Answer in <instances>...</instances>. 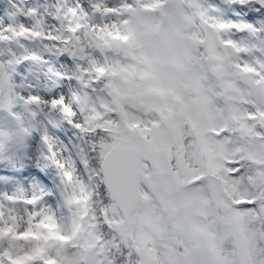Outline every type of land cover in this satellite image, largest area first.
<instances>
[{
	"label": "snow or ice",
	"instance_id": "1",
	"mask_svg": "<svg viewBox=\"0 0 264 264\" xmlns=\"http://www.w3.org/2000/svg\"><path fill=\"white\" fill-rule=\"evenodd\" d=\"M251 4L260 13L252 19L236 7ZM251 4L44 0L5 9L0 94L14 87L16 65L45 62L35 48L13 61V43L28 49L25 40L72 57L86 78L76 77L80 118L63 122L74 130L61 149L68 156L41 136L40 166L71 191L55 204L41 203L43 190L0 193V264H264V0ZM0 116L17 124L0 138L28 132L19 114Z\"/></svg>",
	"mask_w": 264,
	"mask_h": 264
},
{
	"label": "clouds",
	"instance_id": "2",
	"mask_svg": "<svg viewBox=\"0 0 264 264\" xmlns=\"http://www.w3.org/2000/svg\"><path fill=\"white\" fill-rule=\"evenodd\" d=\"M20 4L27 6L31 4L26 0H4L3 12H0V28L8 23V17L4 16L5 9L12 8V5ZM45 28L50 26L53 21L50 18L45 17ZM13 23H19V19L12 21ZM25 43L29 45L28 49L16 48L15 43L12 47L16 49V53L11 58L15 61L18 57L23 56L25 52L35 48L42 53L45 62L37 63L32 60L20 63L15 67L17 70L10 78V83L14 86L11 89H5L0 94V110H3L5 114L13 112L19 114L23 118V123L31 126V123H36L38 128L37 133L40 136L47 135L53 143L56 144V152L60 158H66L68 152L61 151L64 147L63 143L59 141L54 132L49 131L41 122L49 116L55 118V120L61 122V127L56 128L59 130H65L71 132L74 137V130L71 124L63 123L64 121L75 122L80 118L79 105L76 100V93H83V85L81 80L76 77H85L86 75L82 68L77 67V61L69 56H58L54 52H48L44 49L43 43L39 40H25ZM46 43L53 44L54 42L48 41ZM7 42H5L4 50L7 49ZM7 55L0 56V62L7 63ZM81 63H84L81 61ZM61 74H64L65 78H61ZM67 77H72L71 79ZM36 96L37 100H31L30 97ZM60 101L55 107L51 105L53 99ZM65 105L71 109V111H64ZM35 113L36 115H33ZM6 126H10L16 121L4 119L0 121ZM35 137H33L34 139ZM75 138V137H74ZM41 165L46 162L43 157L39 161ZM56 175L54 169H49ZM77 175H86L82 172V169L77 168ZM75 183V182H74ZM54 195L51 199H44L42 204H55L58 197H61L67 192L71 191V186H67V181H61L57 179L53 184ZM79 194V192H78ZM47 196V193H43ZM23 207V205H21ZM65 213H68V209H64Z\"/></svg>",
	"mask_w": 264,
	"mask_h": 264
},
{
	"label": "rangeland",
	"instance_id": "3",
	"mask_svg": "<svg viewBox=\"0 0 264 264\" xmlns=\"http://www.w3.org/2000/svg\"><path fill=\"white\" fill-rule=\"evenodd\" d=\"M26 2L43 3L44 0H26ZM4 0H0V12H3ZM255 17L244 14L245 17L252 19L260 15L252 11ZM228 15H231L228 13ZM4 118L0 116V121ZM49 131L55 133L59 141L66 147H71L74 137L68 130L56 129L48 118L41 122ZM31 126L25 124L28 132H20L8 140L0 138V193L9 192L19 195H39L42 190L52 189L54 177L51 171H46L43 175H39L37 169L41 168L39 161L44 152V146L41 136L37 133L38 125L31 123ZM17 127L16 123L6 126L0 123V131L8 128ZM33 137H35L33 139ZM44 199H51L45 196Z\"/></svg>",
	"mask_w": 264,
	"mask_h": 264
},
{
	"label": "trees",
	"instance_id": "4",
	"mask_svg": "<svg viewBox=\"0 0 264 264\" xmlns=\"http://www.w3.org/2000/svg\"><path fill=\"white\" fill-rule=\"evenodd\" d=\"M250 4H251V0H250ZM236 7H237V10L239 12H241L243 15L246 14L248 16L255 17V14L253 15V13H252L253 9L257 8V6L255 4H251V6H247V5L246 6H239V5H237ZM229 12L231 13V11H229ZM255 13H257V12H255Z\"/></svg>",
	"mask_w": 264,
	"mask_h": 264
}]
</instances>
